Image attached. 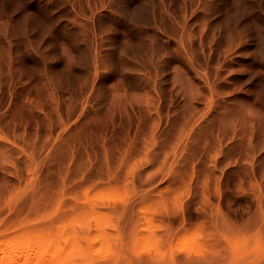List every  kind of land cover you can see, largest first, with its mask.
<instances>
[{"label":"rangeland","instance_id":"rangeland-1","mask_svg":"<svg viewBox=\"0 0 264 264\" xmlns=\"http://www.w3.org/2000/svg\"><path fill=\"white\" fill-rule=\"evenodd\" d=\"M155 1L0 0V264H264V0H196L222 67Z\"/></svg>","mask_w":264,"mask_h":264},{"label":"bare ground","instance_id":"bare-ground-1","mask_svg":"<svg viewBox=\"0 0 264 264\" xmlns=\"http://www.w3.org/2000/svg\"><path fill=\"white\" fill-rule=\"evenodd\" d=\"M155 4L156 1L152 0V7H154ZM196 4V0H190L189 2L186 0H172V3H167L166 0H159V7L162 9L161 13L164 12L163 14L167 15L170 21L166 23L167 18L164 19L162 17V24L168 25V42L180 45L192 58H195L200 53L207 60L215 58L222 67L225 64L224 61H228L227 58L230 56V54L227 56L226 53L237 52L238 48H236L235 41H233L234 35L230 33L228 44L220 43L217 36L220 31L212 27H208L207 29L200 28L201 24L192 22L191 20L193 18L189 16V12ZM154 9L155 7L153 10ZM179 10H181L182 13H180ZM195 11L196 10H193L192 14ZM39 251L45 258V264H75L69 262L61 255L63 251L58 247L54 238L43 240L39 245Z\"/></svg>","mask_w":264,"mask_h":264}]
</instances>
